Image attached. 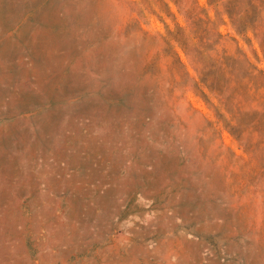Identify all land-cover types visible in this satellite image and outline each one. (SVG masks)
<instances>
[{
  "label": "rangeland",
  "instance_id": "1",
  "mask_svg": "<svg viewBox=\"0 0 264 264\" xmlns=\"http://www.w3.org/2000/svg\"><path fill=\"white\" fill-rule=\"evenodd\" d=\"M0 264H264V0H0Z\"/></svg>",
  "mask_w": 264,
  "mask_h": 264
},
{
  "label": "trees",
  "instance_id": "2",
  "mask_svg": "<svg viewBox=\"0 0 264 264\" xmlns=\"http://www.w3.org/2000/svg\"><path fill=\"white\" fill-rule=\"evenodd\" d=\"M228 15H230V18L233 20V25L238 31V27H237V25H238L237 23L238 22L236 20L234 21V17H236V14L228 13ZM240 17H241V19L244 18V12L240 14ZM256 37L260 40V35H257Z\"/></svg>",
  "mask_w": 264,
  "mask_h": 264
}]
</instances>
